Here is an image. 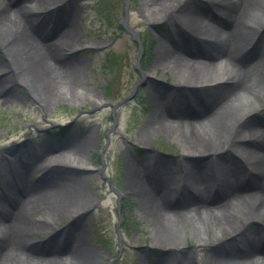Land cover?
<instances>
[{"label":"bare ground","instance_id":"obj_1","mask_svg":"<svg viewBox=\"0 0 264 264\" xmlns=\"http://www.w3.org/2000/svg\"><path fill=\"white\" fill-rule=\"evenodd\" d=\"M66 1L74 0H18L15 5L0 0V89L26 85L31 80L42 94L53 97L54 74L59 86L74 89L73 84L79 80L76 66L81 63L58 57L66 45L73 43L75 18L67 22L63 19L48 29V14L44 12ZM212 1L216 16L202 15L192 8L185 14L173 7L162 13L168 24L178 20L183 30H178L176 36L180 39L175 44L161 41L160 60L164 70L171 69L183 79L192 80L179 84L215 82L214 96L192 100L181 88V94L175 95L179 106L175 115L163 112L154 101L153 120L142 132L145 135L164 129L180 140L185 159L181 172L186 181L176 187V168L160 159L146 158L129 167L127 173V187L140 201V212L151 228L152 238L168 250L167 259L160 264H195V251H180L179 240L186 230L214 244L202 257V264H264V129L254 130L247 117L249 108L256 107L253 111H257L264 104V82L254 73L264 66V39L260 48L253 47V57H247L253 61L251 67L243 60L259 28L264 37V0ZM144 4L150 12L162 7L157 0H145ZM183 36L193 39V47ZM261 48L263 54L259 56L256 51ZM227 81L229 86L220 85ZM95 99L101 103L104 98ZM72 142L68 138L60 145L67 147ZM66 147L56 150L53 160L33 158L27 163L30 168L45 169L62 160L75 162L78 144ZM201 158L206 165L194 166ZM10 160L0 157V165L12 164ZM18 165L23 168L19 178L24 185L18 187L17 194L10 188L11 194L0 195V264H92L96 257L85 244L82 231L70 234L61 251L45 257L36 255L28 235L44 228L42 223L29 224L28 218L39 213L46 225H51L63 214L81 212L87 202L77 206L80 204L74 190L51 180L39 191L33 186L26 189V155ZM152 171L153 183L149 176ZM215 172L219 177L214 178ZM175 194L185 197L182 201L173 199ZM192 203L202 211L187 213L186 206ZM206 233L209 238L204 236Z\"/></svg>","mask_w":264,"mask_h":264},{"label":"rangeland","instance_id":"obj_2","mask_svg":"<svg viewBox=\"0 0 264 264\" xmlns=\"http://www.w3.org/2000/svg\"><path fill=\"white\" fill-rule=\"evenodd\" d=\"M17 1L10 0L13 5ZM144 2L74 0L73 9L70 1L57 4L55 10L54 6L44 9L48 14V29L63 19L67 22L75 18L76 36L72 44L60 46L64 48L58 60L72 59L81 63L76 66L79 71L77 84H73L72 90L65 89L58 85L53 72V77L50 74L55 87L53 97L42 94L39 85L31 80L26 85L0 89V157L13 159L10 160L12 164L0 165V195L17 194V188L24 185L19 178L23 168L18 162L26 155V189L33 186L39 191L51 180L74 190L80 204L77 206L87 202L81 212L73 210L63 214L51 225H46L39 213L28 218L29 224L42 223L44 228H36L28 235L36 255L45 257L61 251L70 240V234L82 231L85 244L96 257L92 264H160L168 257L167 248L156 244L152 238L151 228L140 212L138 197L127 187L128 168L146 158L160 159L176 168L173 176L176 187L185 183L186 175L181 172L185 163L184 147L180 140L164 129L145 135L142 132L153 120L154 101L162 106L163 112L175 115L179 109L176 96L181 94L180 90L184 89L192 100L197 97L204 101L214 96L216 83L201 84L198 80L193 81L200 83L196 85L179 84L192 80L183 79L171 69H163L162 42L169 45L178 42L180 38L176 34L183 27L178 20L168 24L162 13L170 7L183 14L189 8L208 16L218 11L212 0H174L170 3L157 0V5L162 3V7L156 12L147 11ZM179 16L177 19L181 20ZM192 30L201 34L195 28ZM262 30L258 29L244 55L247 67L253 63L248 59L253 57V47L260 48L262 44ZM183 39L193 42L187 36ZM262 48L256 51L259 56L263 54ZM254 73L264 82V66ZM220 85L230 84L227 81ZM100 96L104 99L97 103L95 97ZM261 105L257 111H253L256 107L248 110L249 126L254 130L264 129V104ZM68 138L73 142L66 148L78 144L79 155L75 162L62 160L49 168H30L27 162H32L33 158L53 160L56 150L65 148L60 144ZM197 160L194 166L206 165L205 159ZM149 176L153 183V171ZM217 177L215 172L214 178ZM11 179H15L14 183ZM184 197V194L172 196L180 201ZM197 207L192 203L186 206V211L190 214L202 211ZM204 236L209 238L207 233ZM179 241L180 251H195V264H202V257L214 245L188 230Z\"/></svg>","mask_w":264,"mask_h":264}]
</instances>
